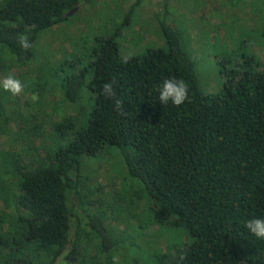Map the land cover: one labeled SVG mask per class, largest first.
I'll return each mask as SVG.
<instances>
[{
	"label": "trees",
	"instance_id": "obj_1",
	"mask_svg": "<svg viewBox=\"0 0 264 264\" xmlns=\"http://www.w3.org/2000/svg\"><path fill=\"white\" fill-rule=\"evenodd\" d=\"M95 1L0 0V138L11 137L10 125L18 122L14 148H0V264H56L61 257L68 264L113 263L123 239L106 225L81 182L89 180L83 159L109 148L121 156L126 178L139 182L140 194L150 199L152 223L188 230L190 242L159 253L154 264H264V240L245 228L248 220L264 218V57H242L229 69L223 61L222 89L204 94L179 35L164 18L158 22L164 46L123 56L117 34L96 35L79 49L86 61L61 59L46 89L12 73L30 66L43 34L69 11ZM18 33L29 35L30 49L19 46ZM78 61L77 71L63 72ZM7 76L21 82L22 96L41 97L57 84L67 107L81 106L82 93L91 107L84 103L71 116L60 106L47 144L39 133L44 118L11 110L19 95L3 90ZM172 78L189 87V99L179 107L158 100L162 81ZM113 80L116 97L109 99L102 85ZM70 202L77 205L73 216ZM92 237L105 262L84 248Z\"/></svg>",
	"mask_w": 264,
	"mask_h": 264
},
{
	"label": "rangeland",
	"instance_id": "obj_2",
	"mask_svg": "<svg viewBox=\"0 0 264 264\" xmlns=\"http://www.w3.org/2000/svg\"><path fill=\"white\" fill-rule=\"evenodd\" d=\"M136 1L139 0H96L95 4L69 11L61 25L43 34L28 70L17 69L12 73L21 75L26 83L32 80L46 89L53 83L49 81L50 75L61 59L80 60L83 55L79 49L90 44L96 35H109L112 31L117 34L123 56L141 54L148 47L164 46L158 26L164 18L179 35L182 49L192 62L204 94H217L222 89L224 78L220 73L223 61L230 62L226 66L229 69L231 64L242 61V57H264V39L261 37L264 0H141L135 4ZM131 7L128 23L123 25L125 14ZM80 66L78 61L74 68L72 65L64 66L63 72H75ZM57 86L54 84L51 91L43 90L45 92L41 97L30 91L31 95H19L11 109L23 117L29 112H36L44 118L46 128L39 133L48 137L47 144L54 137L52 123L57 120L61 108H65L66 114L74 116L83 109L84 103L89 108L92 104L82 93L79 99L81 106L67 107ZM13 123L10 130L14 134L18 122ZM13 134L0 138L1 149L14 148ZM81 170L85 177L89 176V180L81 178L84 189H90L87 199L97 203L96 210L106 215V225L123 239L122 248L118 246L114 250L112 264H154V258L159 253L179 250L187 239L190 242L185 227L168 229L152 223V213L148 211L150 199L140 194L139 182L126 178L123 160L115 150L109 148L103 156L85 157ZM134 194L136 198H132ZM87 208L95 212L92 207ZM68 209L73 216L77 205L70 202ZM82 230L81 235H84ZM75 231L72 224L71 235ZM90 242L84 244L86 251L105 262L99 252V241L92 237ZM56 264L68 263L61 257Z\"/></svg>",
	"mask_w": 264,
	"mask_h": 264
},
{
	"label": "clouds",
	"instance_id": "obj_3",
	"mask_svg": "<svg viewBox=\"0 0 264 264\" xmlns=\"http://www.w3.org/2000/svg\"><path fill=\"white\" fill-rule=\"evenodd\" d=\"M16 39L22 49L28 50L32 47V42L28 34L18 33ZM114 84V80L105 82L102 85V95L109 99L115 98L116 91ZM2 87L4 91L9 92L13 96H18L23 91L21 82L12 76H7L3 79ZM157 91L158 100L161 105H167L171 102L172 105L179 107L189 99V87L182 79H164ZM115 105L117 108H120L122 107V102L119 99H115ZM245 228L256 239L264 240V218L248 220Z\"/></svg>",
	"mask_w": 264,
	"mask_h": 264
}]
</instances>
